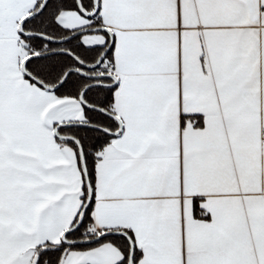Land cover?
<instances>
[{
  "label": "snow or ice",
  "instance_id": "snow-or-ice-1",
  "mask_svg": "<svg viewBox=\"0 0 264 264\" xmlns=\"http://www.w3.org/2000/svg\"><path fill=\"white\" fill-rule=\"evenodd\" d=\"M0 264H264V0H0Z\"/></svg>",
  "mask_w": 264,
  "mask_h": 264
}]
</instances>
